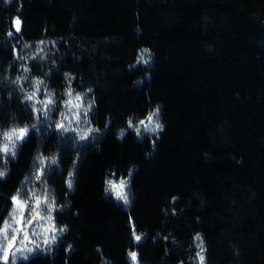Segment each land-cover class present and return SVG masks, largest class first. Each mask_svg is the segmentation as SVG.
Returning a JSON list of instances; mask_svg holds the SVG:
<instances>
[{
	"label": "trees",
	"instance_id": "1",
	"mask_svg": "<svg viewBox=\"0 0 264 264\" xmlns=\"http://www.w3.org/2000/svg\"><path fill=\"white\" fill-rule=\"evenodd\" d=\"M14 15L23 21L20 33ZM21 36L60 38L51 86H64V71L77 76V90L91 85L90 115L102 130L75 150L70 134L38 139L33 132L0 184L2 219L6 194L27 171L33 149H59L62 171L53 169L48 182L59 203L71 201L56 213L69 231L51 258L37 252L28 264H100L102 257L129 264L126 249L139 252L140 264H198L197 232L207 264H264V0H12L8 6L0 0V73ZM142 47L154 53L147 65L137 62ZM31 67L43 75L42 67L51 66L33 61ZM7 91L0 88V123L7 125L10 112L31 120L18 96L6 99ZM157 102L165 124L159 138L128 130L116 140L127 116L136 125ZM75 152L70 193L64 174ZM106 177L130 179L129 207L104 193ZM134 231L144 234L140 242ZM69 242L74 248L66 252Z\"/></svg>",
	"mask_w": 264,
	"mask_h": 264
},
{
	"label": "clouds",
	"instance_id": "2",
	"mask_svg": "<svg viewBox=\"0 0 264 264\" xmlns=\"http://www.w3.org/2000/svg\"><path fill=\"white\" fill-rule=\"evenodd\" d=\"M5 6L12 0H3ZM22 3L17 11L22 10ZM11 24L16 33L21 32L23 21L18 15L11 18ZM46 31V29H45ZM14 33L6 32L7 38H12ZM60 38H46L27 40L21 36L20 47L13 45L12 59L0 73V88H7L6 99L11 101L14 94L19 97L21 105L31 113V120L21 122L15 112L9 113L7 125L0 123V184L6 183L12 173V164L20 160V152L29 137L35 132L38 139L52 132L57 134L58 139L66 135L73 137L71 147L75 150L79 143L86 142L90 138L95 139L93 134H100L102 130L92 122L91 115L96 107L94 88L89 85L82 91L73 86L77 76L64 71L61 89L51 86L50 76L52 69H58L59 65L51 59L56 49L57 40ZM51 45V48H49ZM137 62L145 65L149 58L154 55L151 49L142 47L138 49ZM79 59V57H77ZM41 65L43 75L33 73L31 62ZM16 65V73L11 71L12 65ZM150 79V74H145ZM89 94H93L91 97ZM4 96H0V104L4 102ZM162 104L157 102L151 112L147 114L148 123L140 119L136 125L133 116L125 118V127H118L115 133L116 140L122 142L128 130H132L137 138L141 135L140 126H144L147 133L156 135L165 130L162 120ZM58 109V110H57ZM110 116L105 118V129L110 126ZM41 124L44 126L42 134ZM97 150H99L97 148ZM155 150L153 144V151ZM151 152H146V157ZM79 152H75L73 163L64 174V187L70 193L75 192L76 162ZM131 166L129 176L132 174ZM53 169L62 171L60 163V151L58 148L45 153L41 146L33 149L27 171L19 178L14 190L7 193V210L0 219V264H28L37 252L41 256L51 258L54 248L58 245L61 237L69 231L67 224L56 223V213L64 212L71 207V201L65 199L64 203L58 202L56 188L48 182V176ZM114 174V173H113ZM104 193H112L117 201H122L125 207L131 204L130 194L126 191L130 186V179L121 178L114 181L106 177L104 181ZM176 197H173V200ZM144 234L132 232L134 243L140 242ZM139 237V239L137 238ZM167 239V238H165ZM194 240L199 241L196 245L200 251L196 252L199 264H207L206 248L203 247L202 233H195ZM74 245L69 242L66 252L73 250ZM97 252L102 250L97 247ZM129 264H140L137 250H125ZM238 254V252H237ZM100 264H111L108 258L102 257Z\"/></svg>",
	"mask_w": 264,
	"mask_h": 264
},
{
	"label": "rangeland",
	"instance_id": "3",
	"mask_svg": "<svg viewBox=\"0 0 264 264\" xmlns=\"http://www.w3.org/2000/svg\"><path fill=\"white\" fill-rule=\"evenodd\" d=\"M144 120H145V124H147V123H148L147 119L145 118ZM140 128H141V133H147V132L144 130V126H143V125H141ZM121 178H127V177H121ZM121 178H111V179H113L114 181H118V180L121 179ZM126 191L129 192V188H127ZM109 194L112 195L111 192H109ZM112 196H113V195H112ZM116 201H117V200H116ZM117 202H119L122 206L125 207V205L123 204L122 201H117ZM198 243H200V242L197 241V244H198ZM198 251H200L199 248H198ZM197 262H198V258H197ZM198 264H199V262H198Z\"/></svg>",
	"mask_w": 264,
	"mask_h": 264
},
{
	"label": "snow or ice",
	"instance_id": "4",
	"mask_svg": "<svg viewBox=\"0 0 264 264\" xmlns=\"http://www.w3.org/2000/svg\"><path fill=\"white\" fill-rule=\"evenodd\" d=\"M139 239V237H137Z\"/></svg>",
	"mask_w": 264,
	"mask_h": 264
}]
</instances>
